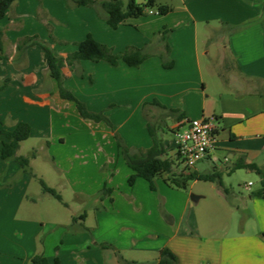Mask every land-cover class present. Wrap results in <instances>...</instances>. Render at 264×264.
I'll use <instances>...</instances> for the list:
<instances>
[{"label": "crops", "instance_id": "crops-1", "mask_svg": "<svg viewBox=\"0 0 264 264\" xmlns=\"http://www.w3.org/2000/svg\"><path fill=\"white\" fill-rule=\"evenodd\" d=\"M161 3L170 5L172 12L131 18L117 29L95 9L71 7L70 0H16L0 20L4 49L0 125L12 130L27 122L29 139L40 140L49 155L54 148L53 167L68 182L59 188L46 184L57 189L62 199L68 187L78 202L66 220L46 218V210L44 217L37 200L30 199L33 180L38 178L37 155L29 171L15 160L0 157V264H32L38 254L49 264H153L164 247L176 254L177 264H264V198L253 195L264 185V0ZM164 31H168V55L160 38ZM88 34L115 52L135 46L150 54L138 67L123 61L113 66L82 60L60 69L64 87L90 111L104 112L113 129L105 122L84 119L73 101L62 98L44 49L24 44L37 37L56 56L66 58ZM212 47L217 58L211 56ZM164 59L173 66L164 67ZM170 109L179 113L169 116ZM201 117L215 119L217 142L203 160L212 162L214 171L222 175L221 206L231 205V178L239 170L246 172L243 189L250 192L249 197L242 206H234L242 212L238 224H232L230 217L204 223L191 209L206 196L196 194L200 198L194 202L162 178L159 189L177 190L182 202L170 207L176 217L172 227L164 226V232H159L145 214L147 199L156 191L144 178L129 185L133 170L118 146L115 151L114 132L128 147L148 149L153 144L151 123L159 129L167 157L182 163L175 134ZM24 142L18 155L30 156L21 152ZM70 159L75 162L67 163ZM107 160L113 168L104 173ZM241 160L255 164L261 173L234 169ZM190 173L212 172L208 167L204 172L194 167ZM248 183H252L249 190L244 188ZM105 186L113 190L111 196L96 198ZM122 189L134 195L140 209L119 204ZM87 201L93 215L84 211Z\"/></svg>", "mask_w": 264, "mask_h": 264}, {"label": "trees", "instance_id": "trees-1", "mask_svg": "<svg viewBox=\"0 0 264 264\" xmlns=\"http://www.w3.org/2000/svg\"><path fill=\"white\" fill-rule=\"evenodd\" d=\"M15 1L16 0H0V20L6 16L7 11ZM70 6H85L95 9L98 15L104 18L107 24L114 29H117L131 18L148 15V11L150 10L156 11L160 15H167L173 10L170 5L162 4L161 0H70ZM167 35L168 31H164L160 37L162 41L166 42V55H168L171 50L167 43ZM24 44L39 45L44 49L45 61L50 75L58 82L62 98L73 101L84 119L94 122H105L112 129V122L104 112L90 111L84 102L79 100L71 91L64 87L63 76L60 69L65 64L72 66L82 60H90L92 62L105 61L113 66L123 61L129 66L138 67L150 57V54L146 52L145 49L135 46H128L122 52H115L112 47L97 41L92 34H88L85 40L79 42L77 44V50L69 54L66 58L56 56L53 49L48 44L39 41L37 37L24 40ZM3 51L2 32H0V61L4 58ZM172 66V61L169 62L164 59V67L171 68ZM153 104L161 107L156 101ZM177 113H179V111L175 109H170L168 111L169 116H174ZM148 129L153 140L152 146L148 149L130 148L124 143L121 136L117 132H114L119 151L127 165L133 170V174L128 178L129 185L134 186L137 178H144L149 182L150 188L156 191V178L162 177L170 187L187 190L188 181L183 173H175V161L167 157L162 141L158 136L159 129L151 123H148ZM30 135L31 126L27 122L18 123L12 130L5 129L0 125V157L4 160L17 161L23 171L31 170L30 162L32 158L36 157V151H33L30 156L18 155L21 143L28 140ZM234 169H251L261 173V170L255 164L247 163L245 160L238 162ZM190 176L201 181L215 182L219 185L223 184L222 175L215 171L210 174H190ZM40 184L44 193L55 197L60 202L63 201L61 194L57 192L56 189L48 186L44 180L40 179ZM112 192L113 190L111 188L105 186L97 193L96 198L104 200L106 197H110ZM253 195L264 198V185L260 191H257ZM110 200L112 201L113 199L111 198ZM111 246L110 244H102L103 248ZM119 259L122 263L125 262L121 256H119ZM177 263L178 258L176 254L168 247L162 248L158 252L157 259L153 262V264ZM32 264L49 263L46 257L38 254L33 257Z\"/></svg>", "mask_w": 264, "mask_h": 264}, {"label": "rangeland", "instance_id": "rangeland-1", "mask_svg": "<svg viewBox=\"0 0 264 264\" xmlns=\"http://www.w3.org/2000/svg\"><path fill=\"white\" fill-rule=\"evenodd\" d=\"M211 56L215 58L218 57V52L216 50V47H212ZM113 142H114L115 151H117V147H116L117 142L115 137L113 138ZM41 147L42 144L40 143V140L34 138H31L22 144V149H21L22 153L27 155L28 153H32L33 151H36V155H37V159L34 161V165H35L34 170L35 173L38 174V178L33 180L32 187L30 190V199L37 200V202L39 203L38 212H40V214H42L44 217H46L45 213L48 212V217L46 218H52L56 220H66L69 214L71 213V210L77 207L76 205L78 204V202L77 199H75L76 194L72 192L68 187L64 188L62 194H63V200L67 202V204H65V202H60L55 197L43 192L42 186L40 184V179L44 180L48 185L52 184L55 186V188H59V186H62V184L68 182V178L64 177L63 174L59 175L53 167V163L51 159L53 158V153H55V149L53 148L51 150V155H49L50 154L49 151L44 150L43 149L44 147L43 148ZM60 152L61 154L66 155V150L65 151L61 150ZM46 155H49L50 159ZM74 162L75 161L70 159V161H68L67 163L71 164ZM108 163L109 162L107 160L103 164L102 168L104 173H109L113 168L109 166ZM211 165H213L212 162H208L207 160H201L198 163H196L195 167L199 168L200 172H204V169L206 167L209 168V171L213 172L214 169L212 168ZM174 168H175L174 170L175 173H183L188 181L187 190H179L180 193H182L184 196L187 197L191 196V194H202L206 196L203 200H201L198 206L191 209L200 222L205 223L211 218L215 219L220 217H224L228 220V218L230 217L232 224L233 223L238 224L237 221L239 220V216H241L242 212L241 210L235 209L234 206H242L243 199L248 198L250 194V192L245 191L243 189L244 182H248V179H246L247 175L244 170H239L236 172V174L232 176L231 182L233 183L234 189H232L231 187L229 188L230 190H233L234 196H232L230 199L231 205L230 204L224 205L223 208L220 204L221 197L218 194L219 191L218 183L197 180L195 177L190 176L191 174L190 170L192 169L186 168L183 163L178 162L177 160H175ZM161 179L162 177L156 178V185L158 182L161 181ZM240 184H242V186ZM170 191H174V190H166L164 188L159 189L157 185L156 192L151 194L152 198L147 199L148 207L145 210V214H147V219L149 220V222H151L150 224L155 229L159 230V232H164L165 230L164 226L169 228L172 227L176 217L170 211V207L171 206L176 207L182 202V197L176 194L177 190L175 191V193H171ZM118 195L121 196L122 199L125 201V202L122 201V199L119 197L120 198L119 204H125V205L127 204L131 208L137 207L138 209H140L139 207L140 204H136L139 202H135L134 195L130 194L124 189L118 191ZM87 204L88 205L84 208V211H88L93 215V213L91 212L92 207L90 205L91 204L90 201H87ZM78 215H81V212L78 213Z\"/></svg>", "mask_w": 264, "mask_h": 264}, {"label": "built area", "instance_id": "built-area-1", "mask_svg": "<svg viewBox=\"0 0 264 264\" xmlns=\"http://www.w3.org/2000/svg\"><path fill=\"white\" fill-rule=\"evenodd\" d=\"M175 138L179 158L186 168L192 169L215 148L217 142L215 119L201 117L190 120L184 130L176 132ZM251 185L252 183H248L244 188L249 190Z\"/></svg>", "mask_w": 264, "mask_h": 264}, {"label": "water", "instance_id": "water-1", "mask_svg": "<svg viewBox=\"0 0 264 264\" xmlns=\"http://www.w3.org/2000/svg\"><path fill=\"white\" fill-rule=\"evenodd\" d=\"M199 198H200V197H199L198 195H196V194H191V199H192L194 202H197Z\"/></svg>", "mask_w": 264, "mask_h": 264}]
</instances>
